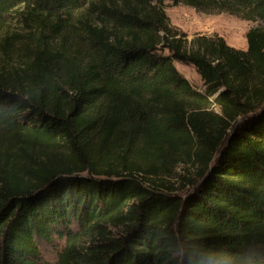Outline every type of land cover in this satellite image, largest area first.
I'll return each instance as SVG.
<instances>
[{
  "label": "trees",
  "instance_id": "obj_1",
  "mask_svg": "<svg viewBox=\"0 0 264 264\" xmlns=\"http://www.w3.org/2000/svg\"><path fill=\"white\" fill-rule=\"evenodd\" d=\"M165 1L0 0V264H264V0H167L258 21L245 50Z\"/></svg>",
  "mask_w": 264,
  "mask_h": 264
},
{
  "label": "rangeland",
  "instance_id": "obj_2",
  "mask_svg": "<svg viewBox=\"0 0 264 264\" xmlns=\"http://www.w3.org/2000/svg\"><path fill=\"white\" fill-rule=\"evenodd\" d=\"M164 10L172 25L186 33L188 40L196 35H219L225 42L235 48L245 50L246 32L249 28L259 25L258 21L247 20L238 15L228 12L206 13L193 7L165 1ZM27 31L25 23L21 20L18 12H11L0 24V41L7 34L18 32L24 34ZM176 68L198 89L203 90L199 75L192 65L175 62ZM214 110L218 111L215 106ZM196 169L190 162H178L169 171L157 175L165 184L172 185L173 191L182 193L187 187L186 178L193 177ZM41 257L43 260L52 261L56 253L47 244H42Z\"/></svg>",
  "mask_w": 264,
  "mask_h": 264
}]
</instances>
